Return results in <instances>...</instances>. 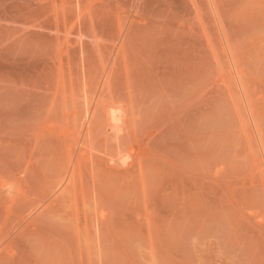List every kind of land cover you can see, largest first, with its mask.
<instances>
[{
  "label": "rangeland",
  "instance_id": "1",
  "mask_svg": "<svg viewBox=\"0 0 264 264\" xmlns=\"http://www.w3.org/2000/svg\"><path fill=\"white\" fill-rule=\"evenodd\" d=\"M0 264H264V0H0Z\"/></svg>",
  "mask_w": 264,
  "mask_h": 264
}]
</instances>
